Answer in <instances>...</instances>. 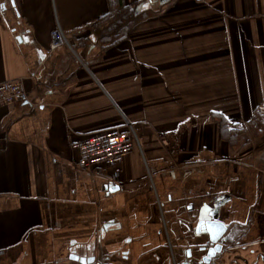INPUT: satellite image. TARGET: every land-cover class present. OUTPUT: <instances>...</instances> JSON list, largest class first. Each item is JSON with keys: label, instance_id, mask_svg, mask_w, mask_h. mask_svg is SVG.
Segmentation results:
<instances>
[{"label": "crops", "instance_id": "0c3cea01", "mask_svg": "<svg viewBox=\"0 0 264 264\" xmlns=\"http://www.w3.org/2000/svg\"><path fill=\"white\" fill-rule=\"evenodd\" d=\"M16 79L29 101L0 105V264H200L219 203L215 264H264V0H0V83ZM127 121L139 143L120 173L79 165L74 142Z\"/></svg>", "mask_w": 264, "mask_h": 264}, {"label": "built area", "instance_id": "2783aa9c", "mask_svg": "<svg viewBox=\"0 0 264 264\" xmlns=\"http://www.w3.org/2000/svg\"><path fill=\"white\" fill-rule=\"evenodd\" d=\"M67 43V37L60 27L52 32L51 50ZM19 101H29V94L23 81L16 79L1 82L0 105ZM125 126L96 132L74 142L73 147L79 152V165L90 167L105 164L113 167L115 173H120L125 156L132 151L136 142L139 143L133 124L127 121Z\"/></svg>", "mask_w": 264, "mask_h": 264}, {"label": "water", "instance_id": "95a60500", "mask_svg": "<svg viewBox=\"0 0 264 264\" xmlns=\"http://www.w3.org/2000/svg\"><path fill=\"white\" fill-rule=\"evenodd\" d=\"M219 207L220 203L210 213L209 219L201 220L197 226V233H204L209 237L207 244L199 248L200 251L205 252V256L200 260V264H215L216 259L223 252V242L227 240L226 233L228 232V226L218 219ZM188 253L191 258V252ZM71 258L81 264H103L97 261L96 256L85 257L73 254Z\"/></svg>", "mask_w": 264, "mask_h": 264}, {"label": "rangeland", "instance_id": "374dc122", "mask_svg": "<svg viewBox=\"0 0 264 264\" xmlns=\"http://www.w3.org/2000/svg\"><path fill=\"white\" fill-rule=\"evenodd\" d=\"M129 17L130 15L128 12L118 11L107 20V28L115 33H121L126 26H129Z\"/></svg>", "mask_w": 264, "mask_h": 264}, {"label": "trees", "instance_id": "16d2710c", "mask_svg": "<svg viewBox=\"0 0 264 264\" xmlns=\"http://www.w3.org/2000/svg\"><path fill=\"white\" fill-rule=\"evenodd\" d=\"M123 9V8H122ZM122 9L120 8H113V11L111 12V14L110 15H108L105 19H106V21H107V19H109L114 13H116V12H118V11H122ZM223 123V122H222ZM221 129H222V134H223V136L224 137H228L229 139H231V142H233V145H238L239 143H238V138L234 135V136H232V135H230L229 133H230V130H229V128H228V126L227 125H225L224 123L221 125ZM233 131V130H232Z\"/></svg>", "mask_w": 264, "mask_h": 264}]
</instances>
